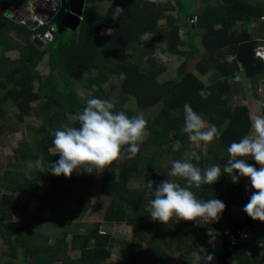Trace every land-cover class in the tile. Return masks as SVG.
<instances>
[{"label":"trees","instance_id":"1","mask_svg":"<svg viewBox=\"0 0 264 264\" xmlns=\"http://www.w3.org/2000/svg\"><path fill=\"white\" fill-rule=\"evenodd\" d=\"M214 1L213 5H201L199 10L193 2L192 9L188 10L184 0H166L165 3L159 0H85L82 20L77 29L69 30L65 37L55 31L53 40L42 47L33 42L32 35L44 30L45 26L32 29L17 21L15 15L12 18L6 14L0 15V121L5 119V105L8 103L16 108L17 120L32 112L46 115L43 122L34 127L38 138L20 139L14 149L15 159L35 162L43 155L46 164L59 161L58 153L49 151L54 148L51 133L57 129L63 130L61 125L80 127L77 117L86 103L80 100L74 89L78 82L91 90L89 99L111 101L103 85L108 83L110 76L121 77L119 98L111 102L115 105L114 111H123L130 118L133 113L125 108L130 97L142 112L157 107L154 115L147 120V135L135 158L129 159L127 152H124V156L121 155L123 159L120 161V157L109 168L92 174L83 172L85 176L101 175L99 192L109 199L102 222L83 232L77 229L71 233L64 231L53 244H49L48 235L33 230L30 223L44 221L40 213L46 209L51 214L48 223L60 225L79 214L81 203L78 201L71 207L68 201L77 198L75 188L82 180L74 175L68 178L55 176L51 172L40 173L37 167L28 177L21 169H2L0 165V186L4 189L0 193V239L6 246L0 252V258L6 261L0 264H13L19 250L25 264H108L110 235L99 233L103 222L130 226L134 246L140 247L141 242H146L144 249H138L123 264H169L173 258L170 253L174 243L178 244L179 249L182 245L192 252L199 251L201 264H226L230 254L211 253L214 260L210 262L206 259L207 254L200 250V244L207 246L204 239L218 235L221 223H210L197 230L191 223L177 218V230H173L168 224L151 221L149 202L153 196L146 188L149 180L159 184L175 178L168 176L172 162L188 160L191 156L186 159L183 155L185 147L193 144L182 132L186 103L209 125H215L221 131L220 138L208 143L205 152L195 151L200 156L199 162L194 158L190 161L202 170L212 165H219L223 169L230 159L227 148L251 132L249 108L230 106V87L225 79L236 75L240 70L239 65L245 76L254 83L258 84L264 78V61L255 57L258 43L247 31L252 21L264 15V2ZM103 3H107L104 10ZM0 4L10 7L7 0H0ZM116 7L124 12L114 20L112 14ZM172 9L177 12L176 18H165V13ZM192 17H196L195 23L191 26L183 24L180 33L177 20ZM164 18L165 26H161L160 21ZM108 28L113 29L112 35L102 33ZM261 28L264 37V23ZM159 33L167 40V51L183 58L177 67V80H157L164 68L151 57V48L144 50L143 55L148 57L143 62H133L127 54L128 50L136 48L135 44L141 37ZM185 45L188 51L178 49ZM10 50H17L18 56L11 58L7 55ZM223 50L233 57L231 64L219 56ZM202 54L207 58L195 65L197 74L187 71L188 61ZM45 55L48 73L43 76L37 66ZM132 57L141 59L143 56L133 53ZM211 69L215 83L207 86L200 77ZM69 113L77 117L70 121ZM261 114H264V109ZM2 130L0 123V134ZM176 141L181 146L178 151H173L172 146ZM157 157L163 158V165L155 164ZM133 179L138 180L139 185L129 188L128 183ZM247 181L249 179L241 177L239 183H232L230 176L223 174L213 185H202L200 189L193 187L191 190L198 199L217 198L223 201L226 209L221 216L225 217L229 207L244 199L243 185ZM176 182L181 186L186 185L184 179L176 178ZM17 191L20 196L13 194ZM254 191L251 186L247 201ZM30 199H33L34 212L24 215L21 220H13V212L19 211ZM225 223L232 230L242 226L241 223L256 229L254 241L235 248L234 256L237 264H257L258 250L253 256H248L247 250L256 242L264 241V222L253 220L246 213L243 221L227 219ZM69 248L78 250L79 258L69 257ZM215 260L219 262L215 263Z\"/></svg>","mask_w":264,"mask_h":264},{"label":"clouds","instance_id":"2","mask_svg":"<svg viewBox=\"0 0 264 264\" xmlns=\"http://www.w3.org/2000/svg\"><path fill=\"white\" fill-rule=\"evenodd\" d=\"M159 2L165 3L166 0ZM123 12L122 8L116 7L112 18H119ZM112 33L113 29L108 28L104 34ZM114 109L115 105L109 100L88 99L86 107L77 117L79 128L61 125L63 130L57 129L51 133L59 161L46 164L41 155L34 162L35 167L40 173L51 172L55 176L71 178L74 172L92 174L109 168L124 152H127L129 159L135 158L144 141L148 121L143 114L130 118L125 112ZM184 116L182 132L187 134L188 140L193 144H208L220 138L221 131L215 125H209L190 104L184 105ZM250 119V134L227 148L230 159L223 169L219 165H212L202 170L190 162L193 158L197 162L200 160V156L192 152L188 160L173 161L168 173L170 177L186 180L185 186L169 179L159 184L147 181L146 188L153 196L149 202L151 219L168 224L175 217L179 221L198 222L197 226L218 222L226 204L217 198L198 199L191 189L213 185L223 174H228L232 183H239L241 177L250 180L255 191L250 195L243 211L253 220L264 222V114H250ZM180 146L179 141L174 142L173 151H178ZM247 158L254 159L260 167L248 163ZM209 235H213L211 230ZM206 259L212 262L214 256L207 254Z\"/></svg>","mask_w":264,"mask_h":264},{"label":"rangeland","instance_id":"3","mask_svg":"<svg viewBox=\"0 0 264 264\" xmlns=\"http://www.w3.org/2000/svg\"><path fill=\"white\" fill-rule=\"evenodd\" d=\"M186 2V6L188 7V10L192 9L193 2L196 5V8L199 10L201 9V5H210L214 4V0H184ZM249 2L255 4H261L264 2V0H248ZM21 4V2H20ZM107 6V3L102 4V9L104 10ZM17 14L19 13V9L16 10ZM5 14L12 18V15L9 12H5ZM17 14L15 16H17ZM65 16V13L63 11L60 12V21ZM165 18H176V10L169 11L165 13ZM165 18L160 21L161 26H165ZM190 18H186L184 21L179 20L178 26L180 27V33H182L183 24L190 26L189 24ZM264 21H261L260 18L256 21H252L248 27L247 31L252 35L253 40H255L258 45L257 46H263L264 47V37L261 25H263ZM69 28L66 26H62V24L59 22L56 27V32H61V35L65 37L69 33ZM102 33H105L103 31ZM198 45L201 47L200 41H198ZM167 40L164 39V35L160 37L159 34H153V35H146L139 39V41L135 44V49L128 50L127 54L130 55L131 60L133 62H143L144 59H146L148 56H144L143 52L151 48L153 50V54L151 57L158 63L160 67L164 68V71L161 76L157 78L158 81L164 82L167 80H177V67L179 66L180 62L183 60L182 57L176 56L170 51H167ZM256 46V47H257ZM178 49H182L184 51H188V46L185 45L183 48L178 47ZM145 50V51H144ZM135 51V52H134ZM133 53H136L139 55L142 54L141 59H136L137 56ZM204 53V52H203ZM7 55L10 57H16L18 56L17 50H11L7 52ZM220 57H224V60L231 64V61L233 60V57L231 55H227L225 51L223 50L220 54ZM46 55L42 57L39 65L37 66V69L39 70L42 75H47L48 67L46 63ZM207 58V55H201L200 57L196 59L189 60L187 63V71L193 72L194 74H197L195 65L203 59ZM240 70L236 75H233L232 77L226 78V83L229 85V103L232 108H235L237 106H247L249 108L251 115H260L261 111L264 109V85L261 83V80L257 83H254L250 78H247L245 76L243 68L241 65H239ZM212 73L213 70L211 69L205 76L200 77L201 80L207 85L214 84L215 80L212 79ZM109 81L107 84L103 85V90L106 93V95L110 98L111 101H117L119 98V83L121 82V77L118 76H110ZM258 85V86H257ZM61 85H59L60 87ZM74 89L78 93L80 100L82 102H87L91 95V90L86 89V87H83L82 82H78L74 85ZM3 91V90H2ZM2 92L0 91V94ZM6 106V113H5V119L1 120L0 123L3 125L2 133L0 134V165L1 168H17L21 169L26 175L33 174V170L35 168V164L33 161H21L18 159H15L14 157V149L17 146L20 139H33L34 137L38 138V133L35 131L34 127L39 126L44 118L45 114L42 113L40 115L32 112L24 115L21 120H17L15 118V113L17 112L16 108L9 103L5 105ZM125 108L130 110L133 113L134 116H138L140 114H143L144 118L146 120H149L152 115H154L155 111L157 110V107L152 108L149 112H142L139 109H137L135 102L132 97L129 98L128 102L125 104ZM45 115V116H44ZM69 120H74L77 115L68 114ZM205 119V118H204ZM206 121V119H205ZM223 126H225L223 124ZM147 135V130H146ZM145 135V137H146ZM145 139V138H144ZM32 141V140H31ZM207 147V144L204 142H199L198 144H191L187 147H185L184 150V157L188 159V156L197 150H200L201 152H205ZM51 151H56L55 147L51 148ZM124 156V153L122 154ZM123 156L120 158V161L123 159ZM166 161H169L167 159ZM165 161V162H166ZM163 158H158L155 160V164L163 165ZM247 162L250 164H253L257 168L260 167V165L256 164L254 159L247 158ZM72 175L77 176L82 181L76 186V197L69 200V204L71 207H74L75 204L79 201L82 205L81 210L79 214L74 215L70 221L60 224H54V223H40L35 224V222L31 223L34 230H38L42 232L45 235H48L50 237L49 244H53L55 241V238L60 237L64 231L71 233L75 229L78 230V232H83L86 229H92L94 224L97 222H102V216L105 208L109 204V199L105 196H103L99 192V186L101 184V175L96 174L92 176H85L83 172L77 173L74 172ZM1 176L2 171L0 170V183H1ZM181 179V178H178ZM176 181V177L171 179ZM139 185V181L136 179H133L128 183L129 188H135ZM251 183L250 180L244 183L243 189H244V199L233 205L232 207H229L226 211V216H220V219L218 222H212V223H221L222 227L217 231L218 235L215 236L210 241L203 240L205 243H207V246H203L200 244V250L205 252L206 254L211 253H218L221 255H227L228 260L226 261V264H237V259L235 258L233 253H226L224 248V241H223V230H225L227 227L226 220L231 219L233 222L243 221L246 216V212L243 211V207L248 203L247 199L249 196ZM4 189L0 188V193H2ZM15 195H20L19 191L14 192ZM33 200L30 199L29 202H25L23 206L20 208L19 211L14 212L13 219L20 220L22 219V216L24 214H29L34 212L32 207ZM150 205V204H149ZM149 207V206H147ZM41 218H50L51 214L49 213V210L46 209L40 214ZM153 221V219L151 220ZM177 218H173V221H170L168 225L172 227L173 230H177ZM192 223L194 227H197L198 229L207 225V224H201L197 226L198 222H192L187 221V223ZM102 227H100L101 234L109 233L111 235V247H108L110 250V253L112 256L106 261L109 264H122L124 260L129 258L133 254L132 249V238H131V230L132 228L128 226L125 223H115L112 226H108V224L104 223L101 224ZM241 227H251L252 230H255L254 227L247 225L246 223H241ZM150 237H147V240H149ZM68 239V244H69ZM210 242V243H209ZM218 242V243H217ZM92 244V243H90ZM215 244L219 245V250L215 248ZM223 245L220 246V245ZM144 245V244H143ZM177 243H174V248L172 252L170 253L173 255L172 261L169 264H201V256L199 251H190L185 248V246L177 247ZM177 247V248H176ZM255 245H251L250 248H248L247 252L252 250H255ZM6 248L5 244L0 239V252ZM18 258L13 260V264H25L24 259L22 258V251L19 250L18 252ZM67 254L69 257L76 259L79 258L80 252L77 250L68 249ZM29 260V259H28ZM6 259H1L0 262H4ZM218 260H215V263H218ZM260 262L259 259L256 260V263L258 264ZM56 264H60V262H56ZM159 264H162L159 262Z\"/></svg>","mask_w":264,"mask_h":264},{"label":"built area","instance_id":"4","mask_svg":"<svg viewBox=\"0 0 264 264\" xmlns=\"http://www.w3.org/2000/svg\"><path fill=\"white\" fill-rule=\"evenodd\" d=\"M10 6L16 5V10L19 9V13L16 18L17 21L23 24H27L32 29H38L45 26L44 30L38 31L32 35L43 41V44L49 43L54 38V32L56 27L50 25V21L55 15H59L63 11L65 14L69 11L67 7V0H7ZM21 2V4H20ZM64 18V17H63ZM62 18V19H63ZM82 20V15H81ZM196 17H192L189 20L190 26L195 23ZM261 21H264V15L260 17ZM60 22V21H59ZM81 22V21H80ZM264 40V39H263ZM255 57L264 61V47L257 46L255 49ZM261 83L264 85V78H262ZM254 230L251 227H241L237 229L226 228L223 230L222 237L228 242V249L232 250L235 247L248 243L253 239ZM264 242L258 244L261 248L260 251V262L258 264H264V247H262Z\"/></svg>","mask_w":264,"mask_h":264},{"label":"water","instance_id":"5","mask_svg":"<svg viewBox=\"0 0 264 264\" xmlns=\"http://www.w3.org/2000/svg\"><path fill=\"white\" fill-rule=\"evenodd\" d=\"M84 3L85 0H67V7L69 11L65 14L64 18L61 21L59 19V15H55L50 21V25L53 27H57L60 21L63 26L68 27L72 31L77 29L81 21L80 17L83 12ZM16 8V5L8 7L5 4H0V15L5 14V12H12L14 15H16ZM33 42L39 47H42L44 45L43 41L37 37L33 38Z\"/></svg>","mask_w":264,"mask_h":264},{"label":"crops","instance_id":"6","mask_svg":"<svg viewBox=\"0 0 264 264\" xmlns=\"http://www.w3.org/2000/svg\"><path fill=\"white\" fill-rule=\"evenodd\" d=\"M173 3V5L175 4L174 2H172ZM195 8H196V5H195ZM197 9V8H196ZM175 9H172V10H170V11H174ZM177 13V12H176ZM11 15H14L13 13L11 14ZM178 21L179 20H177V22H176V25L178 26ZM63 26V25H62ZM11 51V50H10ZM17 57V56H16ZM11 58H15V57H11ZM48 67V66H47ZM47 73H48V70H47ZM47 73H45V74H47ZM42 74V73H41ZM44 76V75H43ZM32 175V174H31ZM31 175H27L28 177L29 176H31ZM0 188H1V186H0ZM1 189H3V188H1ZM19 194H20V192H19ZM18 196H20V195H18ZM33 200V199H32ZM29 202V201H28ZM23 206V205H22ZM32 207H33V203H32ZM33 210H34V207H33ZM49 210V209H48ZM16 212V211H15ZM43 212V211H42ZM41 212V213H42ZM33 213V212H32ZM40 213V214H41ZM49 213H50V211H49ZM29 214H31V213H29ZM13 215H14V212H13ZM24 215H27V214H24ZM23 215V216H24ZM23 216H22V218H23ZM41 217V216H40ZM12 219H13V216H12ZM41 219H43L44 221H41L40 223H43V222H46V223H48V218L47 219H45V218H41ZM13 220H15V219H13ZM21 220V219H20ZM33 222H35V224H37V226H38V224H40V223H36V221H31V223H33ZM30 223V226H31V228H33L32 227V224ZM191 223V222H190ZM115 225V223H112V224H108V226H112V225ZM192 224V223H191ZM193 225V224H192ZM208 225V224H207ZM206 226V225H205ZM102 227V226H101ZM195 228H197V227H195ZM240 228V227H239ZM237 229V228H236ZM34 230V229H33ZM197 230H198V228H197ZM99 233H101V231H99ZM109 234V233H108ZM131 234H132V230H131ZM110 235V234H109ZM215 236H217V235H215ZM215 236H212V237H210V238H206L205 240H208V241H210L211 239H213ZM255 236H256V229L254 230V234H253V239H252V241H250V242H248V243H245V244H251L253 241H254V239H255ZM131 238L133 239V236L131 235ZM134 240V239H133ZM133 240H132V243H133ZM111 241H112V239H111V235H110V243H109V246L108 247H111ZM223 241H224V248H225V251L226 252H230V253H233L234 254V249L235 248H237V247H239V246H241V245H244V244H241V245H239V246H237V247H235L234 249H232V250H229L228 249V242H227V244H226V242H225V240H224V238H223ZM227 241V240H226ZM264 242V241H263ZM210 243V242H209ZM218 243V242H217ZM260 243H262V242H260ZM260 243H255V250H252V252H250V251H248L247 252V255L248 256H253L254 254H255V251L256 250H258V258L257 259H259L260 260V251H261V248L258 246V244H260ZM144 244V245H143ZM220 246H222L223 247V245L221 244ZM146 247V242H141V245H140V247H137V246H134V244H132V249H133V254L129 257V258H131L135 253H136V251L138 250V249H144ZM215 248L216 249H218L219 250V245H217V244H215ZM109 250V249H108ZM78 251V250H77ZM109 252H110V250H109ZM80 255V254H79ZM112 256V254L110 253V257ZM230 256V255H229ZM129 258H127L126 260H124V261H127ZM227 260H228V258H227ZM108 263V262H107ZM124 263V262H123ZM122 263V264H123ZM109 264V263H108Z\"/></svg>","mask_w":264,"mask_h":264}]
</instances>
